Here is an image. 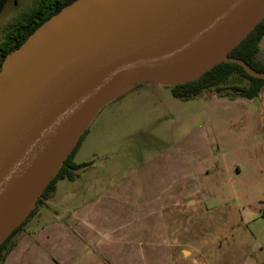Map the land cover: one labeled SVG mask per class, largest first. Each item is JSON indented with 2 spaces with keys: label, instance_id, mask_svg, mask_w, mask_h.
<instances>
[{
  "label": "crops",
  "instance_id": "1",
  "mask_svg": "<svg viewBox=\"0 0 264 264\" xmlns=\"http://www.w3.org/2000/svg\"><path fill=\"white\" fill-rule=\"evenodd\" d=\"M206 90L207 119L154 148L94 140L105 104L74 154L87 165L56 182L0 264H264V89Z\"/></svg>",
  "mask_w": 264,
  "mask_h": 264
},
{
  "label": "water",
  "instance_id": "2",
  "mask_svg": "<svg viewBox=\"0 0 264 264\" xmlns=\"http://www.w3.org/2000/svg\"><path fill=\"white\" fill-rule=\"evenodd\" d=\"M264 18V0H74L43 21L0 69V243L110 100L139 75L199 77Z\"/></svg>",
  "mask_w": 264,
  "mask_h": 264
},
{
  "label": "rangeland",
  "instance_id": "3",
  "mask_svg": "<svg viewBox=\"0 0 264 264\" xmlns=\"http://www.w3.org/2000/svg\"><path fill=\"white\" fill-rule=\"evenodd\" d=\"M37 2L38 0H9L0 14V40L3 38L5 31ZM262 43H264V37ZM260 56V58H264L263 49ZM247 83L246 78L232 74L222 84L223 88L221 90L230 93V86H243ZM170 86L171 84H161L139 75L133 82L131 90L122 92L110 100L103 108L102 113L93 121L90 131L92 134L95 131L97 135V138L93 139L99 143L113 145L117 148L123 144L140 146L143 143L147 147L154 148L160 140L173 141L197 122L207 119V108L203 98H176L170 93ZM208 91L215 92L217 90L210 88L204 93ZM259 101L256 102L258 111L260 110ZM254 107L253 112L257 111L256 105ZM113 110L121 111V118L114 119L112 122H104L102 127L96 129L102 121V115ZM130 134V138L124 137ZM245 138H248V136L245 135ZM90 140H92V136L88 138V141ZM239 142L241 144L245 143L241 139ZM240 157H242L241 161L244 162L245 154L241 152ZM261 188H263L261 185L257 187L255 195H261ZM34 216L30 219V222L33 221ZM25 229L26 227L24 231L17 232L11 241L14 242L17 236L26 231Z\"/></svg>",
  "mask_w": 264,
  "mask_h": 264
},
{
  "label": "trees",
  "instance_id": "4",
  "mask_svg": "<svg viewBox=\"0 0 264 264\" xmlns=\"http://www.w3.org/2000/svg\"><path fill=\"white\" fill-rule=\"evenodd\" d=\"M72 1L74 0H38L34 6L24 12L21 17L5 31L3 38L0 40V69L6 56L20 46L29 34H31L43 21L47 20L51 15L57 13L61 8L70 4ZM8 2L9 0H0V14ZM263 36L264 18L228 53V56L242 59L256 71H264V62L258 57L259 43ZM232 74H237L246 78L248 81L247 85L230 86V93L233 95H240L252 99L257 97L259 92L264 89L263 78L249 75L241 65L235 62L222 61L197 78L171 85L170 93L176 98L190 99L195 98L205 89L213 88L220 91L223 88L222 84H224ZM86 131L87 129H85L73 149L62 162L54 177L39 195L27 216L10 232L2 243H0V263L13 247L14 242L11 240L14 235L21 231L37 213L39 206L49 199L55 188L56 182L64 178L68 180L75 179L76 174L73 171L87 165V163H75L73 161L75 151Z\"/></svg>",
  "mask_w": 264,
  "mask_h": 264
}]
</instances>
